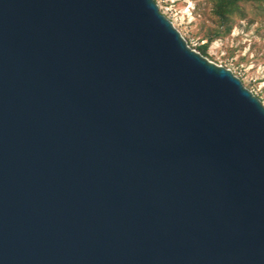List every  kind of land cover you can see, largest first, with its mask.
Returning a JSON list of instances; mask_svg holds the SVG:
<instances>
[{"label":"water","instance_id":"95a60500","mask_svg":"<svg viewBox=\"0 0 264 264\" xmlns=\"http://www.w3.org/2000/svg\"><path fill=\"white\" fill-rule=\"evenodd\" d=\"M0 264H264V106L156 0H0Z\"/></svg>","mask_w":264,"mask_h":264},{"label":"rangeland","instance_id":"374dc122","mask_svg":"<svg viewBox=\"0 0 264 264\" xmlns=\"http://www.w3.org/2000/svg\"><path fill=\"white\" fill-rule=\"evenodd\" d=\"M206 1L156 0L160 12L189 38L193 49L204 44V37L214 28ZM208 53L210 61L231 70L264 106V24L238 22L229 35L211 44Z\"/></svg>","mask_w":264,"mask_h":264},{"label":"trees","instance_id":"16d2710c","mask_svg":"<svg viewBox=\"0 0 264 264\" xmlns=\"http://www.w3.org/2000/svg\"><path fill=\"white\" fill-rule=\"evenodd\" d=\"M206 3L207 15L213 21L214 28L204 37L205 43L194 48L206 58H209L211 44L229 35L238 22L264 24V0H207ZM186 40L190 44L189 38Z\"/></svg>","mask_w":264,"mask_h":264}]
</instances>
